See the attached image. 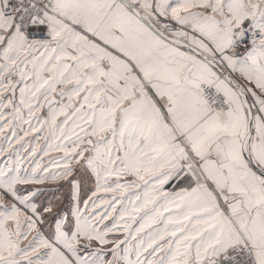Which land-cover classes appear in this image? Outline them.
I'll use <instances>...</instances> for the list:
<instances>
[{"label":"snow or ice","instance_id":"1","mask_svg":"<svg viewBox=\"0 0 264 264\" xmlns=\"http://www.w3.org/2000/svg\"><path fill=\"white\" fill-rule=\"evenodd\" d=\"M0 264H264V0H0Z\"/></svg>","mask_w":264,"mask_h":264}]
</instances>
